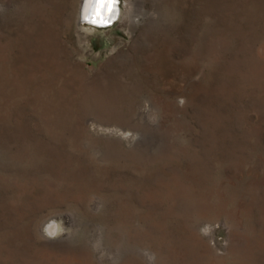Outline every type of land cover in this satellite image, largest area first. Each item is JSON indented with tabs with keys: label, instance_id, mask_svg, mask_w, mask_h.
<instances>
[{
	"label": "rangeland",
	"instance_id": "rangeland-1",
	"mask_svg": "<svg viewBox=\"0 0 264 264\" xmlns=\"http://www.w3.org/2000/svg\"><path fill=\"white\" fill-rule=\"evenodd\" d=\"M80 4L0 0V264H264V0Z\"/></svg>",
	"mask_w": 264,
	"mask_h": 264
},
{
	"label": "clouds",
	"instance_id": "clouds-1",
	"mask_svg": "<svg viewBox=\"0 0 264 264\" xmlns=\"http://www.w3.org/2000/svg\"><path fill=\"white\" fill-rule=\"evenodd\" d=\"M129 0H82L80 8V21L82 24L93 27H111L121 20L123 10L128 7ZM183 106V100H181ZM131 135V133H128ZM127 138V136L125 137ZM202 235H209L211 227L205 225L200 229ZM61 233L54 232L47 227L43 231V237L46 239H55ZM149 259L155 260V254Z\"/></svg>",
	"mask_w": 264,
	"mask_h": 264
},
{
	"label": "bare ground",
	"instance_id": "bare-ground-1",
	"mask_svg": "<svg viewBox=\"0 0 264 264\" xmlns=\"http://www.w3.org/2000/svg\"><path fill=\"white\" fill-rule=\"evenodd\" d=\"M81 4H82V0H81ZM81 4H80V8H81ZM79 17H80V10H79ZM56 224H55V221L54 222H51L47 225V228L52 230V231H55L56 230Z\"/></svg>",
	"mask_w": 264,
	"mask_h": 264
}]
</instances>
